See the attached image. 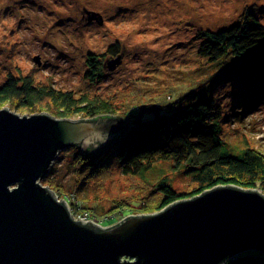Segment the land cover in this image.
<instances>
[{
    "label": "rangeland",
    "instance_id": "obj_1",
    "mask_svg": "<svg viewBox=\"0 0 264 264\" xmlns=\"http://www.w3.org/2000/svg\"><path fill=\"white\" fill-rule=\"evenodd\" d=\"M253 6L261 9L258 16L264 23V0H0V83L9 73L32 75L37 84L75 96L101 95L131 121L132 116L124 114L133 106L144 104L143 112H152L160 108L155 103L182 99L210 84L219 68L199 55L198 31L230 26ZM86 10L98 12L102 20H89ZM117 43L119 63L108 52ZM90 53L104 54L99 59L109 68L94 81L87 76ZM110 62L116 63L111 69ZM245 83L230 77L213 88L228 117L224 138L231 146L247 145L264 155V97L258 103L249 94L245 97ZM4 107L22 116L51 114L47 107L0 109ZM58 155L52 178L64 188L60 196L51 190L73 205L76 218L109 227L129 214L158 211L161 193L156 187L139 177L118 174L116 165L94 178L85 177L90 182L83 185V194L74 191L84 164L74 160L70 150ZM173 167L166 171L171 184L186 191L190 175L182 166Z\"/></svg>",
    "mask_w": 264,
    "mask_h": 264
},
{
    "label": "water",
    "instance_id": "obj_2",
    "mask_svg": "<svg viewBox=\"0 0 264 264\" xmlns=\"http://www.w3.org/2000/svg\"><path fill=\"white\" fill-rule=\"evenodd\" d=\"M120 118L0 109V264H224L247 250L264 252L257 188L218 185L109 227L73 216L40 179L63 149L106 148L125 128Z\"/></svg>",
    "mask_w": 264,
    "mask_h": 264
},
{
    "label": "trees",
    "instance_id": "obj_3",
    "mask_svg": "<svg viewBox=\"0 0 264 264\" xmlns=\"http://www.w3.org/2000/svg\"><path fill=\"white\" fill-rule=\"evenodd\" d=\"M259 11L258 6L248 7L230 26L216 31L200 29L199 55L219 68L210 84L170 101L169 105L155 103L160 108L152 112H143L140 107L144 104L133 106L124 114L132 116L131 121L120 115L111 99L101 95L75 96L72 91L58 90L50 84H37L32 75L9 73L0 83V107L8 105L23 111L47 107L53 116L70 119L116 118V113L121 116L126 127L106 148L66 149L73 152L74 160L84 164L83 174L75 178L74 191L78 193L83 194V185L91 177L109 171L114 165L118 174L139 177L156 187L161 193L158 210L217 185L257 187L264 193V155L247 145L231 146L225 140L223 124L228 117L213 96L217 84L234 77L246 82L243 87L246 96L251 95L256 103L264 97V23ZM119 48L117 43L108 49L114 59L121 54ZM101 56L104 54L90 53L86 57L87 76L93 81L103 76L105 69L109 70L107 64L103 67ZM245 97L242 100H247ZM58 158L59 155L40 182L60 196L64 187L52 178ZM99 164L105 166L96 169ZM168 166H182L190 175V188L176 190L166 172ZM224 264H264V252L247 250Z\"/></svg>",
    "mask_w": 264,
    "mask_h": 264
},
{
    "label": "bare ground",
    "instance_id": "obj_4",
    "mask_svg": "<svg viewBox=\"0 0 264 264\" xmlns=\"http://www.w3.org/2000/svg\"><path fill=\"white\" fill-rule=\"evenodd\" d=\"M244 96H246V92L244 91V94H243ZM218 186V185H217ZM261 190V189H260ZM262 191V190H261ZM60 200H62V199H57V201H60ZM64 202L66 201L67 202V200H63ZM67 204V203H66ZM68 205V207H69V211H70V213L71 214H73V212H74V210H73V205L71 204V206H70V204H67ZM78 214V213H77ZM73 216H75L74 214H73ZM84 217V216H83Z\"/></svg>",
    "mask_w": 264,
    "mask_h": 264
},
{
    "label": "built area",
    "instance_id": "obj_5",
    "mask_svg": "<svg viewBox=\"0 0 264 264\" xmlns=\"http://www.w3.org/2000/svg\"><path fill=\"white\" fill-rule=\"evenodd\" d=\"M92 221V220H91Z\"/></svg>",
    "mask_w": 264,
    "mask_h": 264
}]
</instances>
